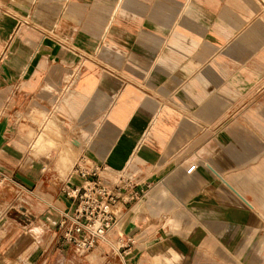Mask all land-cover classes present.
Here are the masks:
<instances>
[{
  "label": "crops",
  "instance_id": "1",
  "mask_svg": "<svg viewBox=\"0 0 264 264\" xmlns=\"http://www.w3.org/2000/svg\"><path fill=\"white\" fill-rule=\"evenodd\" d=\"M80 163L138 193L118 201L100 264L195 256L264 224V0H0V194L24 196L48 246ZM119 237L131 257L101 251Z\"/></svg>",
  "mask_w": 264,
  "mask_h": 264
},
{
  "label": "rangeland",
  "instance_id": "2",
  "mask_svg": "<svg viewBox=\"0 0 264 264\" xmlns=\"http://www.w3.org/2000/svg\"><path fill=\"white\" fill-rule=\"evenodd\" d=\"M66 4V5H65ZM68 3H64L65 9H67ZM94 5H101V3L95 2ZM109 17L106 19L105 24L114 26L117 24V10L118 2L113 3ZM24 24L30 26L28 19L23 18ZM83 24L79 19L78 25ZM45 30V29H43ZM87 36V35H86ZM107 35H105L106 37ZM112 42L115 40L116 35H110ZM85 38V37H84ZM86 39V38H85ZM88 41L95 43V49L88 54H85L86 58L99 60L102 57L104 48V39L102 35L91 34L87 37ZM106 40V39H105ZM106 47V46H105ZM81 62V61H80ZM86 64V63H85ZM85 71L78 72L79 75L85 73ZM100 177L111 184L117 183L118 176L109 177L107 173L101 172ZM63 183H77L79 179L76 177L73 171H69L67 176L60 178ZM7 200V202L5 201ZM133 206L131 202V207ZM119 205L115 208V212H118ZM65 212V211H64ZM25 214H29V208L22 196L15 188L12 189L9 185L4 184L2 186V193L0 194V264H30L29 261L36 260L43 252L42 257L38 260L37 264H100L99 257H93L92 252L96 248L86 252L82 255H77L73 250L64 243L62 234L58 233L56 241H52L49 246L48 236L50 232H47V227L38 222L29 224L30 222L25 217ZM161 221V219H160ZM165 228L170 229L169 226ZM193 229V227H192ZM172 232V229H170ZM173 232H177L173 230ZM180 233V232H178ZM181 234H188L187 231H183ZM105 248L101 251L107 256L112 257V253L116 252L123 256L131 257L133 251H128L129 247L120 248L117 240L108 238V242L104 244ZM196 249L195 256L191 254L190 257H179L177 254L165 253L163 255L162 262L157 263L151 259V264H264V224L253 226L249 236L244 234L238 235V241L235 242H205L195 244ZM217 250H222V257H215ZM127 253L123 255L124 253ZM229 252H236L237 257H230ZM234 254V253H233ZM31 256V258H29ZM32 262V261H31Z\"/></svg>",
  "mask_w": 264,
  "mask_h": 264
},
{
  "label": "built area",
  "instance_id": "3",
  "mask_svg": "<svg viewBox=\"0 0 264 264\" xmlns=\"http://www.w3.org/2000/svg\"><path fill=\"white\" fill-rule=\"evenodd\" d=\"M194 170L195 166H190L187 173ZM73 172L79 181L66 187L65 194L73 200L74 205L63 215L58 228L64 243L75 254L82 255L93 250L115 224L118 213L115 212V207L119 205L118 201L126 204L137 198L138 193L134 191L131 178L118 177L119 181L111 189L108 182L100 177L101 169L80 163ZM129 190L127 199H124L123 194ZM117 241L119 249L132 244L129 238L119 237Z\"/></svg>",
  "mask_w": 264,
  "mask_h": 264
}]
</instances>
